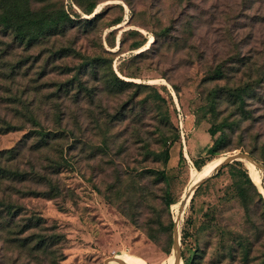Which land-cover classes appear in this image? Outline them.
<instances>
[{
  "label": "rangeland",
  "instance_id": "1",
  "mask_svg": "<svg viewBox=\"0 0 264 264\" xmlns=\"http://www.w3.org/2000/svg\"><path fill=\"white\" fill-rule=\"evenodd\" d=\"M18 2L25 12L27 3ZM32 6L64 8L74 24L29 53L15 52V60L40 61L28 76L23 70L14 83L0 81V153L27 136L18 161L3 165L49 169L61 150L70 161L58 177L65 189L59 198H13L28 214L24 218L40 216L45 227L64 236L52 248L58 264H104L113 258L174 264L177 218L181 264L194 255L195 264H264L263 170L256 168L258 185L251 163L226 165L177 213L203 179L194 170L208 167L209 174L234 154H247L264 167V0H48ZM7 43L0 33V52ZM59 50L66 52L61 59L53 57ZM94 57L107 59L102 72L112 69L147 87L100 92L104 87L90 69L85 80L98 97L92 102L84 95L79 107L71 106V98L57 90L74 75L68 68ZM9 123L15 131H2ZM60 128L75 137L67 134L53 148L32 150L39 130ZM213 128L221 130L215 138L209 134ZM220 136L225 149L215 158L202 155ZM166 148L170 156L164 162L157 156ZM24 189L47 190L35 183ZM171 222L173 229L164 233L160 224ZM22 226L19 221L3 233L0 264H52L51 256L35 253L36 242L28 248L13 243L48 235L39 230L17 235ZM151 228L163 234L158 242L148 238Z\"/></svg>",
  "mask_w": 264,
  "mask_h": 264
},
{
  "label": "trees",
  "instance_id": "2",
  "mask_svg": "<svg viewBox=\"0 0 264 264\" xmlns=\"http://www.w3.org/2000/svg\"><path fill=\"white\" fill-rule=\"evenodd\" d=\"M18 1L19 0H0V33H2V36L5 39L9 40V43L4 44L6 45V48L0 52V81L6 83H14L18 77L21 76L23 70L24 76H28L29 74L27 73L37 65L38 61H40L38 56L31 61L29 57L24 58V56L21 59L15 60L14 55L17 50L21 49L24 54L29 53L43 41L51 40L57 36H64L69 29H72V25L74 24L70 14L64 8L51 6L44 9L32 8L34 7L32 5H40L48 0H22L27 3V9L25 12L20 10ZM95 8L96 6L92 5L87 10L88 15H92ZM101 15V13L97 14L87 21L94 22ZM118 24H120V22H118L117 25ZM143 45H145V43ZM140 47L141 46L138 48ZM65 53L64 50H59L55 52L53 57L61 59L64 57ZM106 61L107 59L104 57H94L91 61L82 63L76 68H68V71L73 72L74 75L70 80H67L66 83L58 88V94L65 93V95L70 97L72 100L71 106L74 105L79 107L84 95H88L93 102L94 99L98 97V95H96V89L90 88L89 82L85 80L90 69H94L95 80L101 83L104 87V90H101L100 92H116L121 94L133 87H136L137 89L147 87L141 84L138 85L132 82H127L119 78L112 69L110 74L102 72V68ZM50 63L53 64L51 61ZM216 75L217 77L222 78L224 73L222 70H218ZM124 117L125 116H123L122 119ZM72 119H74L76 125H79L77 117H73ZM31 121L32 123H36L35 118H32ZM59 121L60 118L58 123ZM61 121H63V119H61ZM15 129L16 126L9 123L6 124L2 131L12 132L15 131ZM219 132H221V130L213 128L210 130L209 134L212 138H215ZM67 134H70L73 138L75 137L74 132L62 128L54 130L53 132L51 130L45 131L41 129L37 132L39 141L33 146L32 150L43 151L45 149L48 150L53 148L57 142L65 139V135ZM27 140L28 137L26 136L18 147L0 153V239L3 237V233L15 229V227L19 225V221L24 222V226H22L17 235H22L32 230H39L42 232L47 231V236L38 235V237L32 239H17L13 240V243L19 242L20 247L28 248L33 242H36L33 246L35 253L51 256L52 264H58L59 259L57 252L52 251V248L58 246L64 240V236L54 233L52 230L45 227L47 222L40 216L31 215L24 218V216H27L28 214L24 213L23 207L18 201H14L13 198L16 197L22 199L41 197L49 200L59 198L65 192V189L61 187L58 177L62 173V168L65 165H68L70 161L65 156L63 150H61L60 156L52 160L51 168L49 169L44 168L42 170H35L33 168L30 171H27L18 167L17 164H15V167L3 165L4 162L7 164L18 161L24 152ZM81 140L82 139H78L77 141ZM224 147L225 138L220 136L214 140L212 145H210L206 154L211 158H215L225 149ZM169 156V150L166 148V150L161 152L157 157L162 161L167 162ZM204 165L205 163L201 167ZM201 167H199V169ZM207 169L208 167L201 172L197 171L201 178H204L207 175ZM252 172L256 181L257 173L259 171L253 167ZM161 178L164 181L167 179L162 172ZM6 183H10L8 184L9 187L3 188ZM29 183H35V185L45 187L47 190L33 191L24 189ZM7 193L12 194L10 195ZM131 221L134 225H138L139 223L138 218L134 215L131 216ZM160 227L164 228V233H169L173 229L174 223L171 222L168 226L160 224ZM162 235L163 234L160 230L157 231L153 228L149 229L147 232L148 238L153 242H158ZM184 241L187 244L186 238ZM194 258L186 260L185 264H195Z\"/></svg>",
  "mask_w": 264,
  "mask_h": 264
},
{
  "label": "water",
  "instance_id": "3",
  "mask_svg": "<svg viewBox=\"0 0 264 264\" xmlns=\"http://www.w3.org/2000/svg\"><path fill=\"white\" fill-rule=\"evenodd\" d=\"M244 161H251L253 164H255L257 169L263 170L264 171V167L261 166L254 158H252L251 156L247 155V154H234L232 156H229L227 158H225V160L223 161V163L219 166L218 172L222 169V167L232 164L233 162H244ZM217 172V173H218ZM216 175V174H215ZM214 175V176H215ZM214 176H209L207 178H205L204 180H201L193 189V192L195 193V191L202 185L204 184L209 178H212ZM193 193V194H194ZM192 198V197H191ZM191 200V199H190ZM181 244H180V232L178 233L177 231V224H176V220H175V228H174V251L176 252V261L177 264H181L182 261V252H181ZM173 251V252H174ZM111 262H116L118 264H121L120 262H118V260H116L115 258L107 260L104 264H110Z\"/></svg>",
  "mask_w": 264,
  "mask_h": 264
},
{
  "label": "bare ground",
  "instance_id": "4",
  "mask_svg": "<svg viewBox=\"0 0 264 264\" xmlns=\"http://www.w3.org/2000/svg\"><path fill=\"white\" fill-rule=\"evenodd\" d=\"M153 43V39L150 41L149 45ZM224 161V160H223ZM223 161H220V163L218 164V167L217 169L213 170L211 173L207 174L202 180H204L205 178L209 177V176H214L215 174H217L218 172V169H219V166L223 163ZM246 162H249L253 165V167L256 168L255 164H253L251 161H246ZM198 172L196 170H194V174L196 175ZM201 181V180H200ZM199 181V182H200ZM195 183V185L193 186V188L189 191V193L187 194V196H185V198L183 199L182 203L180 204V206H178L179 208L177 209V213H183V211L186 209V206L187 204L190 202V199L193 195V189L195 188V186L199 183ZM181 222V219H176V224L178 225L179 223ZM177 231L179 233V227L177 226ZM174 255H175V259H174V264H177V261H176V252L174 251ZM116 260H119L121 262V264H145L143 262H140L138 260H129V261H122L120 259H116ZM113 263V262H111ZM110 263V264H111Z\"/></svg>",
  "mask_w": 264,
  "mask_h": 264
},
{
  "label": "crops",
  "instance_id": "5",
  "mask_svg": "<svg viewBox=\"0 0 264 264\" xmlns=\"http://www.w3.org/2000/svg\"><path fill=\"white\" fill-rule=\"evenodd\" d=\"M211 145V144H210ZM210 145L206 146L203 151H202V155L205 154L207 152V150L210 148ZM190 148H191V151L194 153V151H196V148H195V145L194 144H190ZM200 151V149L197 151V153Z\"/></svg>",
  "mask_w": 264,
  "mask_h": 264
},
{
  "label": "built area",
  "instance_id": "6",
  "mask_svg": "<svg viewBox=\"0 0 264 264\" xmlns=\"http://www.w3.org/2000/svg\"><path fill=\"white\" fill-rule=\"evenodd\" d=\"M181 136L184 138L185 134H184V130L183 127H181Z\"/></svg>",
  "mask_w": 264,
  "mask_h": 264
}]
</instances>
